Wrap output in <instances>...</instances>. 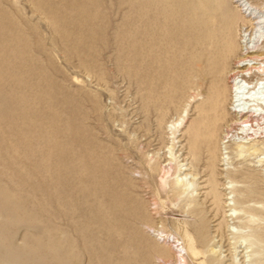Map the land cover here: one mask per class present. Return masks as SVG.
Instances as JSON below:
<instances>
[{"label":"rangeland","instance_id":"1","mask_svg":"<svg viewBox=\"0 0 264 264\" xmlns=\"http://www.w3.org/2000/svg\"><path fill=\"white\" fill-rule=\"evenodd\" d=\"M227 1L264 14V0ZM140 5L0 0V250L46 264L62 248L82 264H264V153L239 157L225 139L209 168L205 149L188 153L201 99L168 98L171 62L155 103ZM254 41L264 56V30ZM97 150L122 202L107 225L86 219L80 191Z\"/></svg>","mask_w":264,"mask_h":264},{"label":"bare ground","instance_id":"2","mask_svg":"<svg viewBox=\"0 0 264 264\" xmlns=\"http://www.w3.org/2000/svg\"><path fill=\"white\" fill-rule=\"evenodd\" d=\"M133 1L141 3L144 84L150 93H156L155 103L162 102L159 99L162 97L160 77L171 62L174 71L168 85V94L171 95L168 98L178 104L185 93L193 92L189 95L193 99L195 95L200 96L201 100L191 110L195 117L187 126L188 153L198 156L197 151L205 149L208 168L219 162L225 139L229 143L227 149L232 148L230 153L236 152L239 157L243 156L244 150H252V155L264 153V103L258 97H245L246 90H253L255 95L264 97L263 50L258 45L260 41H254L257 34L264 30L263 12L243 4L232 7L227 0ZM240 28H245L248 34L243 35ZM251 43L255 45L251 46ZM172 46L180 52L168 58L172 55ZM184 50H187L186 54ZM235 131L240 132L237 134L240 135L238 142L228 137ZM88 150L86 155L89 158ZM99 151L87 164L86 170L90 175L80 181V191L86 219L98 225H107L106 212L122 202L118 196L113 198L114 203L108 198V194H114L117 189L108 178H116L105 167L104 164L109 162ZM86 159L84 156L85 162L88 161ZM210 181L213 182L212 177ZM7 250L10 249L0 250L6 264H46L43 259L38 261L32 256L23 257L20 251L21 257H13L16 253ZM69 250L57 249L55 256L50 258L52 261L49 260L53 264H82L81 259L74 261L69 258Z\"/></svg>","mask_w":264,"mask_h":264}]
</instances>
